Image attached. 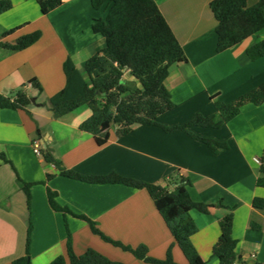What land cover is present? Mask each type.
<instances>
[{
	"label": "crops",
	"instance_id": "crops-1",
	"mask_svg": "<svg viewBox=\"0 0 264 264\" xmlns=\"http://www.w3.org/2000/svg\"><path fill=\"white\" fill-rule=\"evenodd\" d=\"M58 8L40 13L34 0H11L12 8L0 14V40L13 41L39 31L40 38L19 52L0 49V94L14 97L23 90L35 98L26 110L0 109V264H11L24 255L27 227L31 224L29 255L32 264H49L66 252L67 231L76 255L92 248L113 261L146 264L103 242L90 232L86 222L63 217L49 207L46 187L57 193L58 204L84 215L107 237L124 245L147 247L149 256L162 260L171 248L176 264H187L146 190L118 184H90L55 176L45 181L55 167L44 161L42 150L66 169L84 175L111 173L173 190L180 177L195 202L212 207L207 214L190 211L197 232L192 244L206 264H219L212 256L224 217L233 213L232 236L243 264L264 263V210L252 207L253 198H264L256 186L264 160V103L245 105L219 128L193 127L201 138L226 143L212 152L184 132L166 133L158 126L137 127L117 137L109 130L107 142L99 146L88 132L79 128L91 111L84 105L56 116L48 100L65 86L63 63L69 57L82 75L85 62L99 54L105 42L94 34L92 23L105 19L107 8L94 10L90 0H62ZM177 40L184 59L170 68L165 80L174 109L158 117L166 127L178 126L194 115H217L214 97L230 102L264 82V56L251 61L246 50L264 40V29L238 45L216 53V20L211 0H153ZM258 0H247V6ZM13 33L2 38V33ZM128 79V73H125ZM38 83L41 91L32 85ZM44 104V105H43ZM38 148L39 154L34 152ZM18 178L30 187V205L18 187ZM253 226L256 228L254 229Z\"/></svg>",
	"mask_w": 264,
	"mask_h": 264
},
{
	"label": "trees",
	"instance_id": "trees-1",
	"mask_svg": "<svg viewBox=\"0 0 264 264\" xmlns=\"http://www.w3.org/2000/svg\"><path fill=\"white\" fill-rule=\"evenodd\" d=\"M34 1L42 15L63 3L62 0ZM90 4L96 11L107 8L105 19H95L91 27L94 34L103 37L105 46L99 54L93 55L85 62V75L80 73L71 58L68 57L64 61L65 86L49 98L47 105L58 117L71 113L83 105L88 106L91 114L79 128L93 135L99 146L107 142L109 130L113 126L116 127V135L119 138L127 136L137 127L158 126L166 133H187L212 152H216L225 148L226 143L201 138L194 135L190 129L219 128L232 120L243 106H260L264 103L262 82L230 102H222L214 97L217 111L215 116L196 114L178 126L160 125L157 122L158 117L175 107L165 80L170 68L184 59L182 46L153 0H90ZM11 7V0H0V14ZM209 8L216 20L214 29L216 53H222L264 29V0H258L252 6H247V0H211ZM11 33L13 30L6 31L2 38ZM40 36L41 33L35 31L13 41L0 40V49L6 52H19L38 41ZM246 54L251 61L263 57L264 40L250 46ZM126 72L128 79L124 78ZM32 86L41 91L38 83ZM31 98L23 90L16 92L14 97L0 94V109L26 110L33 104ZM41 153L44 161L53 165L56 170V173L46 175L45 181L41 182L44 185L55 176H61L90 184H118L146 190L187 264H206L191 241L197 227L190 216V211L207 214L212 207L224 206L221 202L208 205L193 201L186 189V186L190 185L187 178L180 177L175 188L169 190L166 185L146 183L115 173L84 175L73 169L64 168L48 150H42ZM0 161L10 163L3 153L0 154ZM17 183L25 195L29 209L30 187L34 184L23 182L19 178ZM256 186L264 188V165L260 166ZM46 195L52 211L62 214L64 218L72 216L86 222L90 232L103 242L130 253L146 264H176L172 258L171 248L167 250L164 259H154L149 256L146 246L131 247L113 240L104 235L94 221L84 215L74 214L58 204L57 193L48 187ZM251 205L255 209L264 210V198H253ZM232 220L233 213L229 212L223 219L220 235L212 247V256L217 258L219 264H243L237 252L238 242L232 236ZM30 232L29 222L24 255L13 260L11 264H32L29 255ZM65 249L64 256L56 257L49 264H124L113 261L92 248H88L79 256L76 255L69 231Z\"/></svg>",
	"mask_w": 264,
	"mask_h": 264
},
{
	"label": "built area",
	"instance_id": "built-area-1",
	"mask_svg": "<svg viewBox=\"0 0 264 264\" xmlns=\"http://www.w3.org/2000/svg\"><path fill=\"white\" fill-rule=\"evenodd\" d=\"M34 152H35L36 154H39V151H38V148H37V147L34 149ZM255 162H256L259 166L264 165V160L255 159Z\"/></svg>",
	"mask_w": 264,
	"mask_h": 264
},
{
	"label": "water",
	"instance_id": "water-1",
	"mask_svg": "<svg viewBox=\"0 0 264 264\" xmlns=\"http://www.w3.org/2000/svg\"><path fill=\"white\" fill-rule=\"evenodd\" d=\"M31 102H32L33 104L35 103V98H34V97L31 98Z\"/></svg>",
	"mask_w": 264,
	"mask_h": 264
},
{
	"label": "rangeland",
	"instance_id": "rangeland-1",
	"mask_svg": "<svg viewBox=\"0 0 264 264\" xmlns=\"http://www.w3.org/2000/svg\"><path fill=\"white\" fill-rule=\"evenodd\" d=\"M11 8H12V7H11ZM11 8H10V9H11ZM10 9H9V10H10ZM7 11H8V10H7ZM4 12H5V11H4ZM2 13H3V12H2ZM2 13H1V14H2ZM7 31H8V30H7ZM4 33H5V32H3L1 35H3ZM83 106H84V105H83ZM81 107H82V106H81Z\"/></svg>",
	"mask_w": 264,
	"mask_h": 264
}]
</instances>
